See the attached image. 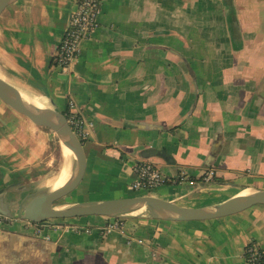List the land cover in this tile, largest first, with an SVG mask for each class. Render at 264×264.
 <instances>
[{"label":"crops","instance_id":"obj_1","mask_svg":"<svg viewBox=\"0 0 264 264\" xmlns=\"http://www.w3.org/2000/svg\"><path fill=\"white\" fill-rule=\"evenodd\" d=\"M75 6L16 0L0 14V78L93 123L77 199L56 207L145 194L211 207L264 189V0H102L97 27L61 71L53 56ZM52 141L0 100V198L12 214L18 199L52 189ZM140 161L168 181L134 190ZM54 220L40 234L22 218L1 226L0 264H246L248 244L264 249V205L199 221Z\"/></svg>","mask_w":264,"mask_h":264},{"label":"water","instance_id":"obj_2","mask_svg":"<svg viewBox=\"0 0 264 264\" xmlns=\"http://www.w3.org/2000/svg\"><path fill=\"white\" fill-rule=\"evenodd\" d=\"M14 1L16 0H0V14ZM0 100L19 114L27 117L35 125L54 131L60 143L73 154L71 180L68 184L39 193L33 192L20 200L18 211L24 220L41 223L48 219L83 216L122 218L145 207L147 213L137 214V216L170 221H199L230 216L254 205H264V189H257L238 194L211 207L181 206L149 194L56 207L54 204L74 191L83 179L86 160L81 140L73 132L63 112L52 107L30 103L15 87L1 78ZM0 213L7 217L12 215L3 198H0Z\"/></svg>","mask_w":264,"mask_h":264},{"label":"built area","instance_id":"obj_3","mask_svg":"<svg viewBox=\"0 0 264 264\" xmlns=\"http://www.w3.org/2000/svg\"><path fill=\"white\" fill-rule=\"evenodd\" d=\"M102 0H75V8L70 12L67 26L58 43L56 52L53 56V63L61 70L67 71L71 64L76 60L80 51V43L87 38L98 25V15L101 9ZM69 108L73 103L69 101ZM66 118L73 132L79 140H84L87 136V129L93 123L85 120L81 114L70 110L66 113ZM135 179L131 187L136 191H150L166 183L168 180L161 174L160 170L151 162L140 161L134 166ZM213 171L208 170L204 173L205 180H211ZM183 179L180 176L179 181ZM21 219L19 213H14L7 217L0 213V228L15 220ZM28 224H34L35 234L41 233V224L25 220ZM58 227L65 228L58 225ZM61 228V229H62ZM48 239V237H46ZM140 241V240H139ZM244 258L246 264H264V249L255 243L248 244L244 248Z\"/></svg>","mask_w":264,"mask_h":264},{"label":"rangeland","instance_id":"obj_4","mask_svg":"<svg viewBox=\"0 0 264 264\" xmlns=\"http://www.w3.org/2000/svg\"><path fill=\"white\" fill-rule=\"evenodd\" d=\"M50 130V129H48ZM51 134H52V138H54V140L56 141H52L50 144H49V147H48V152L47 154H45V157L43 158V161H47L48 159L52 162V170H53V173H54V176L57 175V173L59 172V170L61 169L62 165H63V155H62V150H61V143L60 141L58 140L56 134L54 131L50 130ZM139 192H144V190H141ZM65 198H70L72 200H76L77 197L75 196V193L72 191L70 194H68L67 196L63 197L62 199H60L59 201H57L54 205L55 206H61L64 204V202L66 201ZM19 199L17 201V204L19 203ZM137 216V214H129V215H126V216ZM138 215H141V214H138ZM89 218V217H92V216H83V218ZM70 218H67V219H55L54 220V223L60 225V226H64L66 227L67 225H69L67 222Z\"/></svg>","mask_w":264,"mask_h":264},{"label":"bare ground","instance_id":"obj_5","mask_svg":"<svg viewBox=\"0 0 264 264\" xmlns=\"http://www.w3.org/2000/svg\"><path fill=\"white\" fill-rule=\"evenodd\" d=\"M25 99L30 103H33L38 106H42V104L38 100H30L29 98H25ZM61 150L63 155V165L59 170V172L57 173V175L49 182V185L52 189L66 185L71 180L73 154L69 149H67L63 145L61 146ZM142 213H147V209L145 207L139 211H136L133 214H142Z\"/></svg>","mask_w":264,"mask_h":264},{"label":"trees","instance_id":"obj_6","mask_svg":"<svg viewBox=\"0 0 264 264\" xmlns=\"http://www.w3.org/2000/svg\"><path fill=\"white\" fill-rule=\"evenodd\" d=\"M66 115V113H64ZM82 142V141H81Z\"/></svg>","mask_w":264,"mask_h":264}]
</instances>
